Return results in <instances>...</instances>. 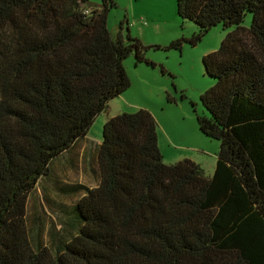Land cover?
Here are the masks:
<instances>
[{
	"label": "trees",
	"instance_id": "1",
	"mask_svg": "<svg viewBox=\"0 0 264 264\" xmlns=\"http://www.w3.org/2000/svg\"><path fill=\"white\" fill-rule=\"evenodd\" d=\"M115 6L0 0V264H264V0H177L200 27L195 44L233 27L203 57L214 84L197 120L221 141L213 176L189 158L165 163L150 111L120 113L103 127L100 184L57 185L85 191L66 212L80 216L79 232L64 239L71 224L60 217L54 245H33L28 201L53 162L131 86L127 57L155 66L129 26L112 34Z\"/></svg>",
	"mask_w": 264,
	"mask_h": 264
},
{
	"label": "rangeland",
	"instance_id": "2",
	"mask_svg": "<svg viewBox=\"0 0 264 264\" xmlns=\"http://www.w3.org/2000/svg\"><path fill=\"white\" fill-rule=\"evenodd\" d=\"M115 2L116 6L108 17L110 31L115 36L121 30L126 34L129 26L131 35L141 40L146 47V58L155 66L138 62L134 53L125 59L131 86L114 98L108 109L96 119L88 139L70 154L53 162L51 174L30 196L27 224L34 246L39 243L54 245L52 231L62 229L60 217L71 224L70 229L61 232L64 239H69L70 233L79 232L80 216L66 212H72L85 191L64 195L56 189L57 185H98V149L103 127L108 119L120 113L146 109L153 114L159 126V143L166 164L189 158L198 163L208 177H212L216 169L221 141L205 135L197 120V115L206 113L201 95L214 84V79L206 72L203 57L218 50L233 27L226 28L220 23L195 44L193 38L200 27L179 16L177 0ZM91 3L96 8L101 6V0H91ZM251 17V14L247 16L245 25H250ZM178 40L180 46H171ZM46 196L54 199L57 205H64L59 208L46 200Z\"/></svg>",
	"mask_w": 264,
	"mask_h": 264
},
{
	"label": "crops",
	"instance_id": "3",
	"mask_svg": "<svg viewBox=\"0 0 264 264\" xmlns=\"http://www.w3.org/2000/svg\"><path fill=\"white\" fill-rule=\"evenodd\" d=\"M103 114V113H102ZM101 116V115H100ZM99 117V116H98ZM89 133H90V131H89ZM88 133V135H86L82 140H80L79 142H78V144H77V146L73 149V150H75L77 147H78V145L81 143V142H83V141H85L86 139H88L89 137H90V134ZM100 143L101 142H99V145H100ZM72 150V151H73ZM72 151H69V152H66L64 155H66V154H70ZM63 155V156H64ZM98 165H99V163H98ZM98 172V180H99V183H98V185L100 184V182H101V176H100V171H97ZM41 184V183H40ZM76 184H83V185H86V184H84V183H67V184H64V185H62V186H70V185H76ZM98 185H96L95 187H97ZM86 186H88V185H86ZM89 187V186H88ZM89 188H94V187H89ZM38 189V188H37ZM37 191V190H36ZM35 191V192H36ZM85 193H83L82 194V196L84 195ZM46 197H48V198H50V200L53 202V203H57L54 199H52L50 196H46ZM29 202V201H28ZM58 204V203H57ZM61 205H64V204H61ZM62 227H63V225H62ZM61 230V229H60ZM55 232V231H54ZM52 233H53V231H52Z\"/></svg>",
	"mask_w": 264,
	"mask_h": 264
}]
</instances>
